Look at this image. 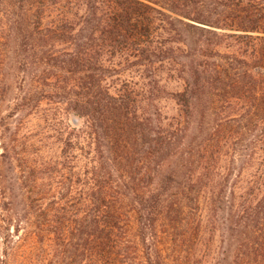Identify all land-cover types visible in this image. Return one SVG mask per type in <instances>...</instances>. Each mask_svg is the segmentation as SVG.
<instances>
[{
  "label": "trees",
  "instance_id": "trees-1",
  "mask_svg": "<svg viewBox=\"0 0 264 264\" xmlns=\"http://www.w3.org/2000/svg\"><path fill=\"white\" fill-rule=\"evenodd\" d=\"M0 15V118L2 84L20 81L16 102L64 105L95 140L91 168L62 161L55 188L20 177L40 242L53 236L66 264H264V194L225 218V256L202 204L226 146H264V0H0ZM116 59L144 68L150 91L169 65L180 117L147 113L128 82L113 93Z\"/></svg>",
  "mask_w": 264,
  "mask_h": 264
},
{
  "label": "rangeland",
  "instance_id": "rangeland-1",
  "mask_svg": "<svg viewBox=\"0 0 264 264\" xmlns=\"http://www.w3.org/2000/svg\"><path fill=\"white\" fill-rule=\"evenodd\" d=\"M114 63L116 73L106 81L113 93L128 82L143 96L146 95L144 108L147 113H160L164 121L180 117V106L174 94L183 90V82L175 77L169 65L159 69L156 89L150 91L146 86L144 68H131L122 59H116ZM19 71L24 73L23 66ZM20 86V81L12 80L1 86L6 102L2 108L5 119L0 118V264H66L64 250L53 241V236L43 243L38 240L34 217L27 206V191L21 185L20 177L25 176L28 184L34 177L39 178V182L44 184L42 188L49 190L53 184L55 188L59 177L69 173L68 167L73 162L82 165L79 167L82 171L84 165H87L86 169L91 168L96 156L94 136L89 122L65 110L64 105L43 102L39 108L30 109L24 103L16 102ZM28 86L29 83L25 89ZM207 121L206 118V124ZM183 124L189 125V121L183 120ZM206 124L201 117L195 121L193 138H196V143L203 139ZM2 125H8L9 131L1 128ZM3 135L9 138L7 142H4ZM70 142L79 144L82 150H70L67 145ZM238 144L233 140L221 152V159L214 163V179L202 201L208 219L211 218L206 222L205 240L209 245V240L214 239V244L210 245L212 257L214 253L227 255L230 249L228 238L234 241L229 221L225 218L229 219L239 204L261 199L264 194V146L246 142L245 145L249 146L243 148ZM5 146L9 148L7 154ZM242 150L247 155L238 156ZM74 156L79 161H74ZM62 161L68 167L63 166ZM171 171L168 165L166 172Z\"/></svg>",
  "mask_w": 264,
  "mask_h": 264
}]
</instances>
